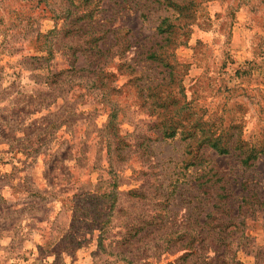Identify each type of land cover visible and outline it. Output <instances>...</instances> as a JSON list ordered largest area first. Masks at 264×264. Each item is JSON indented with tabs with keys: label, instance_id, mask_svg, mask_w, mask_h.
I'll list each match as a JSON object with an SVG mask.
<instances>
[{
	"label": "rangeland",
	"instance_id": "1",
	"mask_svg": "<svg viewBox=\"0 0 264 264\" xmlns=\"http://www.w3.org/2000/svg\"><path fill=\"white\" fill-rule=\"evenodd\" d=\"M183 16L176 108L186 97V124L204 116L229 154L200 145L204 127L156 126L147 88L163 70L147 60L160 23ZM98 39L125 53L103 79L112 140L102 95L68 65L92 72ZM105 190L116 199L88 200ZM228 232L241 264H264V0H0V264H181L190 237L206 249Z\"/></svg>",
	"mask_w": 264,
	"mask_h": 264
},
{
	"label": "trees",
	"instance_id": "2",
	"mask_svg": "<svg viewBox=\"0 0 264 264\" xmlns=\"http://www.w3.org/2000/svg\"><path fill=\"white\" fill-rule=\"evenodd\" d=\"M172 18H165L160 25L158 26L156 32L157 37L161 39V43L158 46V49L154 51L149 57L147 61L151 63V65H155L158 68H161L163 71L162 73L158 74V78L153 80L152 86H149L147 89L151 90V92L155 91V97L158 101V104L151 106V108L156 111L157 109L163 111L162 115L158 113L159 121H156V126L159 129V133L164 139H173L178 135V132L183 130L185 131L186 128L188 129L189 125L186 124V106L190 107V103L187 102L186 97L183 101L184 104H181L179 107L176 106L179 104V101L173 97V87L172 84L180 85L184 77L187 73V67L183 66L177 61L176 52L177 50L184 45L187 34L189 32V27L193 24L191 18L183 16V22H171ZM102 28L105 26H98L97 30L95 29L93 34H114L115 31H108L110 27H106L108 30L103 31ZM101 39L95 41L94 47L92 48L91 53V64L89 67H93L94 69L92 72L87 71V69L77 67V62L79 61V57L73 55L68 60V65L73 75H79L81 73L88 72L90 75V81L92 83V88L96 87V91L102 95L101 103L107 108L110 109L111 114H109V121L106 126L107 132L112 138L116 137L119 132V123L116 122L117 114L116 110H111L108 104L104 102V87L105 82L104 78L111 79L112 75H109L105 72V66L113 62V60L123 58L125 53L122 52L120 49L116 50H106L103 51L99 48L98 42ZM186 69V71H185ZM133 78L130 80V83L136 84L140 79L138 75L141 74L140 71L133 69ZM64 74V71H63ZM163 76L160 78V76ZM117 81V80H116ZM157 83V84H156ZM139 86V85H138ZM118 86H115V89ZM141 89V88H140ZM171 89V90H170ZM183 92V88L180 89ZM174 109L175 116H171V112ZM177 116V118H176ZM200 127H204V130L200 131V138L199 142L202 147H207L217 151L219 154H229L231 152V144L230 139L226 136H218L216 132H212V126L209 125L204 120V116L198 120H195L194 123L189 127V130L184 132L186 139H194L196 140L197 136H190L188 132L195 131ZM181 135L182 132H181ZM189 135V136H187ZM112 143V142H111ZM114 143V141H113ZM244 143L240 142L237 144V147L241 149ZM128 148H133L135 145H126ZM236 149V147H235ZM246 161V160H245ZM98 192V191H97ZM100 193V192H99ZM115 193H118L117 191ZM100 197L91 196L88 198L89 201L94 200V198H106L111 199L112 201L116 199V195L112 193H107V191H103ZM87 202V207H84V210L89 213L92 210L94 211L92 221L99 220V209L95 207L94 204ZM111 203V202H110ZM109 203V216L111 215V211L113 210V203ZM101 209V208H100ZM103 209V208H102ZM101 212V211H100ZM109 223V222H108ZM107 222H104L102 228H97L100 232H104ZM100 227V226H96ZM130 232V231H129ZM225 232V230H224ZM131 233V232H130ZM198 235V234H197ZM233 232H228L225 235L218 234L213 242L206 249L202 248L201 245L204 241L203 235H198V237H190L188 242L184 244L182 247L184 251V256L179 258L182 261L181 264H241L236 257V253L232 252V241L231 237L233 236ZM133 237V236H132ZM186 237V236H185ZM187 238V237H186ZM186 240V239H185ZM221 243V245H218ZM221 247H223L221 249ZM213 254V256H210Z\"/></svg>",
	"mask_w": 264,
	"mask_h": 264
}]
</instances>
